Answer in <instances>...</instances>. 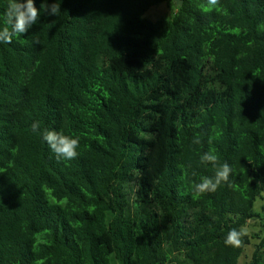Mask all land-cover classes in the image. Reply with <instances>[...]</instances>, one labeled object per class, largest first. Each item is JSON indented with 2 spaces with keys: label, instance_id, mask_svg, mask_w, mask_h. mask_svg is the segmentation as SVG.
Here are the masks:
<instances>
[{
  "label": "trees",
  "instance_id": "1",
  "mask_svg": "<svg viewBox=\"0 0 264 264\" xmlns=\"http://www.w3.org/2000/svg\"><path fill=\"white\" fill-rule=\"evenodd\" d=\"M181 1L153 22L174 0H57L0 43V264H240L254 240L264 264V0ZM209 151L232 172L194 197Z\"/></svg>",
  "mask_w": 264,
  "mask_h": 264
},
{
  "label": "clouds",
  "instance_id": "2",
  "mask_svg": "<svg viewBox=\"0 0 264 264\" xmlns=\"http://www.w3.org/2000/svg\"><path fill=\"white\" fill-rule=\"evenodd\" d=\"M202 7L205 12L221 11V0H206V4ZM60 10L61 3H58L57 0H40L39 9L35 6L34 0H9L5 26L0 28V43H11L14 35L26 34L38 22L41 14L57 16ZM31 130L35 134H41L39 122H33ZM42 137L57 157L65 160H72L77 157L78 138L64 135L55 130H45ZM192 143L201 144L202 140L196 136ZM200 162L211 164L214 175L202 176L199 182L192 184L194 197H199L207 192H215L222 182L228 181L232 172L231 166L227 162L220 163L219 158L211 151L203 153ZM240 235L236 230L230 231L225 243L239 245L241 243Z\"/></svg>",
  "mask_w": 264,
  "mask_h": 264
},
{
  "label": "rangeland",
  "instance_id": "3",
  "mask_svg": "<svg viewBox=\"0 0 264 264\" xmlns=\"http://www.w3.org/2000/svg\"><path fill=\"white\" fill-rule=\"evenodd\" d=\"M175 12V5L163 4L152 8L147 14L146 18L153 22H157L163 18H168L172 16ZM264 197V196H263ZM254 211L259 214L261 220L252 221L247 227L244 228V232L249 236L257 237L259 235L261 238L264 237V198L263 200H258L255 204ZM259 240H254L253 244L246 249L244 256L240 260V264H247L253 256L255 245L259 244Z\"/></svg>",
  "mask_w": 264,
  "mask_h": 264
},
{
  "label": "water",
  "instance_id": "4",
  "mask_svg": "<svg viewBox=\"0 0 264 264\" xmlns=\"http://www.w3.org/2000/svg\"><path fill=\"white\" fill-rule=\"evenodd\" d=\"M174 2H175L176 7H182L183 6V2L181 0H174Z\"/></svg>",
  "mask_w": 264,
  "mask_h": 264
}]
</instances>
